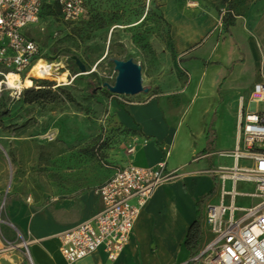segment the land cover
Returning <instances> with one entry per match:
<instances>
[{"label":"rangeland","instance_id":"obj_1","mask_svg":"<svg viewBox=\"0 0 264 264\" xmlns=\"http://www.w3.org/2000/svg\"><path fill=\"white\" fill-rule=\"evenodd\" d=\"M176 1L180 7L186 6L191 18L210 8L205 0ZM88 2L86 20L74 28L70 26L68 31L62 29L55 16L46 18L45 29L35 25L32 30L44 47V58L66 64L70 71L68 84L61 85L52 78L35 79L32 88L41 93L34 102L25 100L27 89L18 97L11 95V88H0V108L10 110L0 120V195L7 196V207L11 195L31 203L35 190L44 193L49 202L97 192L118 155L130 154L134 146L131 133L110 118L111 102L143 103L161 95L175 97L191 87L193 71L185 55L177 51L173 26L165 15L168 0ZM221 28L225 29L224 25L217 23L214 30ZM116 59H132L141 65L142 83L148 92L123 95L110 91L107 84L114 85L118 75ZM77 60L85 64V72ZM187 72L192 75L191 82ZM2 79L0 76V82ZM247 82L249 78L243 79L244 84ZM252 91L249 89L247 94ZM225 93L229 98V89ZM263 104L262 100L258 102L259 111ZM224 163L231 167V158H224ZM226 188L232 185L226 183ZM254 192L255 183L238 184L239 215L263 202L264 197ZM134 240L136 246L130 255L105 264H174L190 258L182 246L185 240L175 249L163 246L166 241L155 234L139 229ZM18 241L22 243L23 239L18 236ZM49 245L53 251V242ZM152 245L158 254L152 252ZM25 252L32 264L27 249Z\"/></svg>","mask_w":264,"mask_h":264},{"label":"crops","instance_id":"obj_2","mask_svg":"<svg viewBox=\"0 0 264 264\" xmlns=\"http://www.w3.org/2000/svg\"><path fill=\"white\" fill-rule=\"evenodd\" d=\"M205 2L210 8L195 18L176 0H168L165 5L166 18L173 26L175 47L185 55L187 66L193 71L190 89L185 88L175 97L161 95L148 102L127 105L113 100L110 105V118L131 133L134 146L130 154L118 155L105 181L120 165L153 167L163 159L167 160L169 170L177 171L178 177L155 190L117 260L111 261L99 251L74 264L122 261L136 246V229L153 233L166 241L163 246L177 249L196 220L195 201L214 185L213 174L220 181L217 193L208 203L220 200V170L229 168L224 158H231V167L234 164L228 153L236 147L241 108L255 106L247 91L264 81V0L241 3L234 0L235 22L229 31L214 30L224 10L221 1ZM245 78H249L246 84ZM225 89H229V98ZM211 125L217 133L215 150L201 153L207 147V131ZM102 207L94 190L53 202L37 190L32 192L31 203L11 195L7 207L9 224L0 230V264H29L18 236L28 243L33 264H69L61 253L59 235L89 219ZM52 242L53 251L49 245ZM151 250L159 252L153 245Z\"/></svg>","mask_w":264,"mask_h":264},{"label":"built area","instance_id":"obj_3","mask_svg":"<svg viewBox=\"0 0 264 264\" xmlns=\"http://www.w3.org/2000/svg\"><path fill=\"white\" fill-rule=\"evenodd\" d=\"M225 13L219 19L221 26ZM87 15L86 0H0V88L11 73L24 75L44 57L43 45L32 34L33 26L45 29L46 18L55 16L68 31ZM187 77L191 79L190 72ZM23 90L11 88V95L19 97ZM260 100L264 102V81L254 85L251 103L255 106L241 108L236 147L228 153L234 164L220 170V200L205 207L202 247L195 256L174 264H264V200L242 215L236 205L240 182L255 183L254 194L264 197V104L259 111ZM177 177V171L167 168L166 159L153 167L133 163L117 167L97 189L102 209L59 235L65 260L74 264L99 251L117 260L155 190ZM226 183L232 188L227 189ZM8 224L7 196L0 195V230ZM22 245L28 251L25 240Z\"/></svg>","mask_w":264,"mask_h":264},{"label":"trees","instance_id":"obj_4","mask_svg":"<svg viewBox=\"0 0 264 264\" xmlns=\"http://www.w3.org/2000/svg\"><path fill=\"white\" fill-rule=\"evenodd\" d=\"M221 3L224 5V10L226 11L225 15L223 16V23L226 31L230 30V26H232L235 22V14L233 10V1L232 0H220ZM87 6H88V15L90 11L89 7V2L86 0ZM222 13V12H221ZM87 15V17H88ZM85 17L82 21L79 23L73 25L71 28H74L75 26L79 25L82 23L84 20H86ZM218 64V63H216ZM40 90H36L35 88H28L27 91L25 92V100L27 102H34L39 99L40 97ZM10 114V110H8L6 107L0 108V120H2L4 117L8 116ZM151 138V137H149ZM207 139H208V144L207 147L201 152V153H210L215 150L216 147V140H217V133L214 128L211 127L208 128L207 131ZM155 140V144L157 147H160V143ZM99 158L104 161V158L102 155L98 154ZM213 181L214 185L211 188L209 192H206L203 194L199 199L195 201L196 204V209H197V217L196 220L191 224L186 238L184 245L186 249L189 252V256L193 257L195 256L201 249V245L204 240V232H203V208L204 205L213 198V196L217 193L218 191V186H219V181L218 177L213 174Z\"/></svg>","mask_w":264,"mask_h":264},{"label":"bare ground","instance_id":"obj_5","mask_svg":"<svg viewBox=\"0 0 264 264\" xmlns=\"http://www.w3.org/2000/svg\"><path fill=\"white\" fill-rule=\"evenodd\" d=\"M70 71L66 64L59 60L41 57L24 74L11 73L4 84L9 88L28 89L34 86L35 79L52 78L61 85L68 84ZM204 76H207L204 73ZM13 191V189H11Z\"/></svg>","mask_w":264,"mask_h":264},{"label":"water","instance_id":"obj_6","mask_svg":"<svg viewBox=\"0 0 264 264\" xmlns=\"http://www.w3.org/2000/svg\"><path fill=\"white\" fill-rule=\"evenodd\" d=\"M82 72L86 71V66L81 60L76 61ZM115 69L118 72L114 85L107 84L111 92L123 95H136L141 92H148V88L143 86L142 67L132 59L114 60Z\"/></svg>","mask_w":264,"mask_h":264}]
</instances>
